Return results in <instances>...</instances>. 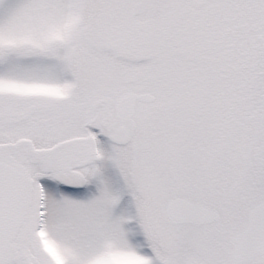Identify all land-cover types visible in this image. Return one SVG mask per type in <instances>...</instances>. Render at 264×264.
<instances>
[{
    "label": "snow or ice",
    "instance_id": "snow-or-ice-1",
    "mask_svg": "<svg viewBox=\"0 0 264 264\" xmlns=\"http://www.w3.org/2000/svg\"><path fill=\"white\" fill-rule=\"evenodd\" d=\"M0 264H264V0H0Z\"/></svg>",
    "mask_w": 264,
    "mask_h": 264
}]
</instances>
